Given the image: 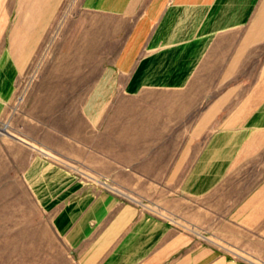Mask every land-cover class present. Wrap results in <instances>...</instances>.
I'll use <instances>...</instances> for the list:
<instances>
[{"label":"crops","instance_id":"obj_1","mask_svg":"<svg viewBox=\"0 0 264 264\" xmlns=\"http://www.w3.org/2000/svg\"><path fill=\"white\" fill-rule=\"evenodd\" d=\"M65 3L76 16L79 56L93 60L92 68L83 71L92 80L81 105L82 117L96 128L87 140L77 130L75 153L71 139L46 141L70 161L109 170L123 161L131 169L138 159L133 158V138L165 136L148 125L133 128L138 120L128 104L134 99L159 92L223 90L208 102L203 123L212 122L216 107L229 105L234 96L241 106L191 162L151 163L150 169L164 171L151 184L163 197L159 205L172 207V218L143 211L116 192L79 178L71 167L34 156L24 180L75 262L243 264L245 259H230L224 246L210 241L208 235L217 234L264 263V186L231 212L222 189L232 164L245 152L260 151L264 143V0H16V42L22 56H31L28 47L41 40L54 11ZM0 17L1 114L14 93L20 64L5 49L6 21ZM182 99L189 113L191 106L204 102ZM140 152L160 150L150 146ZM185 198L194 202L187 204Z\"/></svg>","mask_w":264,"mask_h":264},{"label":"rangeland","instance_id":"obj_2","mask_svg":"<svg viewBox=\"0 0 264 264\" xmlns=\"http://www.w3.org/2000/svg\"><path fill=\"white\" fill-rule=\"evenodd\" d=\"M18 13L16 0H0V14L6 21L4 46L20 64L14 93L0 114V264H77L24 180V170L34 156H47L62 166L71 167L79 178L116 192L125 201L138 204L143 211L171 217L172 207L159 205L163 197L157 191L158 186L151 184L158 180L157 176H164L162 169H150L153 162L172 163L179 159L191 162L195 156L198 157L195 151L198 152L210 136L226 124V117L236 113L241 106L234 96L229 105L216 107L219 112L214 110V115H218L212 122L203 123L201 119L209 108L208 102L220 98L223 90H194L192 95L159 92L147 99H134L132 104H128L132 107V118L138 120L133 122V128L148 125L146 128H153L165 136L133 138V150L136 151L133 158L138 159L131 169L123 161H115L113 170L87 167L86 162L75 159L70 161L45 143L68 138L74 141L71 150L75 153L77 130L84 131L87 140L88 134L96 129L82 117L81 105L92 80L91 75L83 74V71L87 65L92 68L93 60L79 56L76 16L68 3L54 11L41 40L28 47L27 53L31 54L28 57L22 56L20 44L16 42ZM182 98L204 102L191 106L193 111L189 113L184 111L189 107ZM141 115L145 116L144 120L149 117L151 121H141ZM117 145H120L119 141ZM150 146L160 152L164 148L165 152H140L142 147ZM184 149H191V152L185 153ZM124 156L118 154V157ZM262 186L264 143L260 151L242 154L241 159L227 171L222 189L228 195L229 212L243 199L258 193ZM185 199L187 204L194 202ZM208 236L212 243L224 246L222 250L230 259L241 257L245 259L243 264H264L254 260L246 251L236 249L229 240L217 234Z\"/></svg>","mask_w":264,"mask_h":264}]
</instances>
